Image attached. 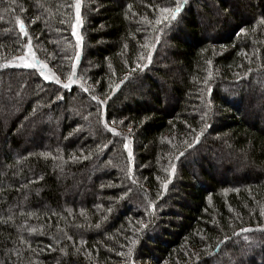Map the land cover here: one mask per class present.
I'll return each instance as SVG.
<instances>
[{"label": "trees", "instance_id": "16d2710c", "mask_svg": "<svg viewBox=\"0 0 264 264\" xmlns=\"http://www.w3.org/2000/svg\"><path fill=\"white\" fill-rule=\"evenodd\" d=\"M176 3L0 0V264H264V0Z\"/></svg>", "mask_w": 264, "mask_h": 264}, {"label": "snow or ice", "instance_id": "6c2138e0", "mask_svg": "<svg viewBox=\"0 0 264 264\" xmlns=\"http://www.w3.org/2000/svg\"><path fill=\"white\" fill-rule=\"evenodd\" d=\"M185 2H186V0H177V3H176L174 8H171V9L167 8V7L161 8L160 12L162 14H166V15H162L160 18H158L156 20V23L159 24L162 22V20L163 21L175 20L177 18V14L181 10L182 4ZM75 6L77 9V24H78L80 22V20H79V8H80L79 0H76ZM17 24L19 25L20 32L26 35L27 33L25 31V25L20 20H17ZM73 34L74 35L76 34L75 26H73ZM79 42H80V37L77 36V46H79ZM20 60L22 61L23 67H25V68H36L37 71H39V73L44 77L45 80L52 79L56 84H61V80L59 79V77H56L54 74L51 76L49 74H47L45 72L46 65L40 64V62L35 60L34 57H33L32 62H27L24 57H21ZM38 65H39V67H37ZM67 79H68V82L62 84V87L65 89H68L70 87V85L73 83V77L71 75H69ZM125 79H127V77H125ZM85 91H87V89H85ZM93 99H97V98L95 96H93ZM98 103H103V102L98 101ZM105 127L108 129V131L112 132L113 134H116V135L119 134L116 132V130L114 128H110L107 123H105ZM197 139H198V137H197ZM125 148H128L127 144H125ZM181 155H183V153H181ZM129 157H131V151L130 150H129ZM174 172H175V166L172 165L171 169L169 171V178H171V176L174 174ZM167 183H168V181L166 180L162 184V187L164 189L167 188ZM149 207L151 208L153 206L150 204ZM245 231H249V230L246 229ZM132 243L135 244L136 241L133 240ZM130 254H131V249L129 250V255Z\"/></svg>", "mask_w": 264, "mask_h": 264}, {"label": "rangeland", "instance_id": "374dc122", "mask_svg": "<svg viewBox=\"0 0 264 264\" xmlns=\"http://www.w3.org/2000/svg\"><path fill=\"white\" fill-rule=\"evenodd\" d=\"M214 8V7H213ZM215 18H217V19H221L220 18V16L219 15H216L215 14ZM204 21V20H203ZM210 30V29H209ZM210 33V32H209ZM21 57H24L25 59H26V61L27 62H32L33 61V57L35 58V60H37V61H39L36 57H35V55H34V53L32 52V51H30V52H26L24 55H22V56H19V57H17L16 58V60H15V65H17V66H22V61L20 60V58ZM40 62V61H39ZM40 64H43V65H46V68H45V72L47 73V74H49L50 76L51 75H55L56 77H58L57 75H56V73H55V71H54V69L52 68V67H50L48 64H46V63H42V62H40ZM23 67V66H22ZM37 67H39V65L37 66ZM36 69V68H35ZM37 70V69H36ZM60 79V78H59ZM49 81H53L52 79H48ZM9 90L8 89H6V90H4V92H9V91H11V89L13 88L12 87V85H10L9 86ZM13 99L15 98V97H13V96H11ZM263 103H264V101H263ZM259 121H261V120H259ZM130 130L131 129H129V130H126L127 132L129 131L130 132ZM224 157V159H226V156H223ZM82 198V197H81ZM82 200V199H81Z\"/></svg>", "mask_w": 264, "mask_h": 264}]
</instances>
